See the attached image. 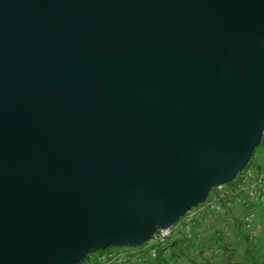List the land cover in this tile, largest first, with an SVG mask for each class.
I'll use <instances>...</instances> for the list:
<instances>
[{"label": "water", "instance_id": "water-1", "mask_svg": "<svg viewBox=\"0 0 264 264\" xmlns=\"http://www.w3.org/2000/svg\"><path fill=\"white\" fill-rule=\"evenodd\" d=\"M264 134V0H0V264L142 246Z\"/></svg>", "mask_w": 264, "mask_h": 264}, {"label": "rangeland", "instance_id": "rangeland-1", "mask_svg": "<svg viewBox=\"0 0 264 264\" xmlns=\"http://www.w3.org/2000/svg\"><path fill=\"white\" fill-rule=\"evenodd\" d=\"M263 156L264 146H261L255 152V158L261 160ZM233 196L229 193V188L226 185L213 189L207 203L192 208L179 219L175 225V234L168 238L164 247L156 245L151 247L154 250V255L150 252L149 247L143 246L139 248V252L127 246L120 248L121 251L136 250L131 253L132 257L126 264H203L205 260L211 261V264H216L214 263L216 260H221L218 259V253L221 256L224 254V257L230 255L228 264H251L248 255L244 253L246 248L245 230L250 229L252 231L250 232L253 238L252 249H257L259 256H261L264 253V237H259L262 223L255 216V209L250 211V207L242 206ZM261 207H257L258 212L261 211ZM226 209L231 210L230 216ZM247 213L250 216L248 224L243 219ZM237 222L240 223L238 228ZM186 224L190 226L188 230L185 228ZM218 224H224L227 230L220 236H217L215 229ZM216 239L219 240L216 241ZM202 244L203 246H201ZM113 248L116 249L117 247ZM217 248H219V252L215 251ZM101 255L95 251L83 261V264H96V259ZM243 256H245L246 262L241 259Z\"/></svg>", "mask_w": 264, "mask_h": 264}, {"label": "built area", "instance_id": "built-area-1", "mask_svg": "<svg viewBox=\"0 0 264 264\" xmlns=\"http://www.w3.org/2000/svg\"><path fill=\"white\" fill-rule=\"evenodd\" d=\"M264 167V161H263ZM234 190L233 194L236 196V199L239 203L243 204V206H248L247 202L253 201H262L264 198V168L259 169L257 165L248 166L246 170H244L239 177L236 179L234 183ZM243 196V197H240ZM250 216L249 214L244 215V221L246 224L249 222ZM176 225V224H175ZM172 226L168 229L159 230L156 234L143 246L149 247L150 252L154 255V250H152V246H160L164 247L167 242L168 238L175 234V227ZM190 226L188 224L185 225V228L188 230ZM142 246V247H143ZM139 248H135L137 252H139ZM148 248V249H149ZM133 250V248H130ZM114 251L109 252L107 254L101 255L99 258L96 259V264H126L131 258V253L134 251Z\"/></svg>", "mask_w": 264, "mask_h": 264}, {"label": "trees", "instance_id": "trees-1", "mask_svg": "<svg viewBox=\"0 0 264 264\" xmlns=\"http://www.w3.org/2000/svg\"><path fill=\"white\" fill-rule=\"evenodd\" d=\"M261 146H264V134H263V138H262V141H261V144L258 146V147H256L255 149H254V152H253V156H252V159L250 160V162H249V164L246 166V168H244L243 170H241L239 173H238V175L236 176V178L232 181V182H230V183H228L226 186H228V188H229V193H231V194H233V190L235 189L234 188V183H235V181H236V179L239 177V175L244 171V170H246L247 168H248V166H251V165H257L258 166V168L259 169H263L264 167H263V161H264V156L262 157V159L261 160H257L256 158H255V152H257V150L261 147ZM256 159V160H255ZM234 198H236V196L234 195L233 196ZM240 197H243V196H240ZM226 198V197H225ZM207 203V202H206ZM247 204H248V207H250V211L252 210V209H255L254 210V212H255V216H257V219H260L261 220V223H262V225H261V228H260V235H259V237L260 238H262V237H264V213H263V211H264V203H262L261 201H253V202H247ZM199 206V205H198ZM242 206H243V204H242ZM258 206H262L261 207V211L260 212H258V209H257V207ZM257 209V210H256ZM257 213V214H256ZM243 219H244V217H243ZM239 222H237V228L239 227ZM247 228H249V226H247ZM250 232H252L250 229H246L245 230V243H246V248H245V250H244V253H246L247 255H248V257H249V259H250V262H251V264H264V253L263 254H261V256H259V251L256 249V250H253L252 248H253V238H252V236L250 235L251 233ZM143 246V245H142ZM142 246H134V247H130V246H128V248H133V249H135V248H138V247H142ZM262 246V245H261ZM122 247H125V246H119V247H117V248H122ZM256 247V246H255ZM112 249V247H110V248H107V249H105V250H102V251H96V252H98V255H101V254H103V253H105V252H107V251H109V250H111ZM92 254V253H91ZM90 254V255H91ZM90 255H89V257H90ZM80 264H83V262L82 263H80Z\"/></svg>", "mask_w": 264, "mask_h": 264}, {"label": "crops", "instance_id": "crops-1", "mask_svg": "<svg viewBox=\"0 0 264 264\" xmlns=\"http://www.w3.org/2000/svg\"><path fill=\"white\" fill-rule=\"evenodd\" d=\"M262 203L264 202V198L262 199V201H261ZM226 212H227V214L230 216L231 215V210H229V209H226ZM263 213H264V211H263ZM220 225H222V224H218L217 225V227L215 226V229L217 230V236H220L221 234H223V232L224 231H227L225 228V225L223 224L221 227H219ZM220 228V229H219ZM227 228H229V227H227ZM217 240H219V239H216V241ZM230 244H232L231 242H230ZM201 246H203V244L201 245ZM205 246V245H204ZM233 246V245H232ZM232 246H230L231 248H232ZM227 248H229V246H227ZM119 250H121L120 248H116V249H111V251L109 250V251H107V252H105L104 254H107V253H109V252H114V251H119ZM215 251H217V252H219V248H217V249H215ZM233 252V251H232ZM231 253V252H230ZM219 255H218V259H221L220 261H218V260H216V262H214V263H216V264H228L229 263V259H230V255L228 254V257H224V254L221 256L220 255V253H218ZM232 255H233V253H232ZM242 257V256H241ZM249 258V257H248ZM242 260H243V262H246V258H245V256H243V258H241ZM205 261H207V260H205ZM204 261V263L203 264H211V261H207V262H205ZM249 261H250V259H249Z\"/></svg>", "mask_w": 264, "mask_h": 264}, {"label": "bare ground", "instance_id": "bare-ground-1", "mask_svg": "<svg viewBox=\"0 0 264 264\" xmlns=\"http://www.w3.org/2000/svg\"><path fill=\"white\" fill-rule=\"evenodd\" d=\"M146 244V243H145ZM126 247V246H125ZM128 247V246H127Z\"/></svg>", "mask_w": 264, "mask_h": 264}]
</instances>
